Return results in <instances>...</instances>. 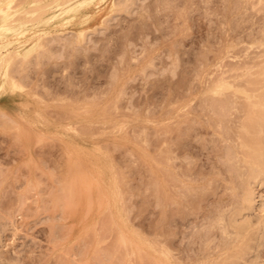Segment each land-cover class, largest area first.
I'll use <instances>...</instances> for the list:
<instances>
[{
    "label": "rangeland",
    "instance_id": "obj_1",
    "mask_svg": "<svg viewBox=\"0 0 264 264\" xmlns=\"http://www.w3.org/2000/svg\"><path fill=\"white\" fill-rule=\"evenodd\" d=\"M134 1L79 52L57 45L54 56L68 52L28 70L41 106L30 95L0 102V264H194L202 243L223 241L216 215L239 179L215 130L226 104L211 108L208 89L225 65L258 52L250 44L264 39V20L252 15L250 26L237 0ZM42 85L69 92L57 103ZM56 103L72 117L53 113Z\"/></svg>",
    "mask_w": 264,
    "mask_h": 264
},
{
    "label": "bare ground",
    "instance_id": "obj_2",
    "mask_svg": "<svg viewBox=\"0 0 264 264\" xmlns=\"http://www.w3.org/2000/svg\"><path fill=\"white\" fill-rule=\"evenodd\" d=\"M238 1H240L239 3L242 4L241 6L244 7L242 9L246 12V15L243 14V16H246L245 20L248 19L246 21H250L251 19H253V16H255L254 17L255 19H253L254 21H252L254 25L256 23L255 21L257 20L256 17L258 15L262 16V19L264 20V0H237L236 1L237 3L235 2L236 5L238 4ZM233 2L234 0L230 1L229 3L235 4ZM134 5H135L134 0H0V102L4 100L11 101L10 99L14 97H20L23 95H26L27 97L30 95L32 96V98L33 96L38 97L37 96L38 93L37 94L34 93L36 91H33L32 90L33 88H30V86L28 88L27 85L25 86L26 84L25 78L27 77L28 72L32 69L31 67H41V66L45 67L46 64L48 65V61H51V60L53 61V57H54V60H56L57 57L60 58L66 49H68V51L70 50L71 52L75 50L78 51L79 50L78 47H81V45L85 42L86 37H88L90 33H95V31L97 32L96 29L100 28V26H102L101 28L107 25L109 26L110 23L108 24V21H112L111 18H114V15H119L123 13L128 14L130 10H133L131 8ZM239 6L240 5H238V7H236L235 5L231 6V8L233 7L232 11H235V7H236V11L239 10L237 9L239 8ZM241 6H240V10L242 12L243 10L241 9ZM240 10L237 11V13H233V14H240ZM244 11L242 13H245ZM248 12L249 14L251 12L250 16L248 15ZM242 13L240 15H242ZM231 15L232 14L230 13L229 16L231 17ZM240 15H237V16H240ZM248 17H251V19L249 20ZM122 18H125V17L122 16ZM237 20L238 19H236V21ZM252 22L250 26H253ZM228 23H232V22L229 21ZM262 26L264 27L263 24ZM106 29L104 30L106 31ZM250 30L251 29H249V31ZM260 31H262V29H260ZM263 31H264V28H263ZM248 35L253 36L254 34H252V31H251V32H248ZM252 40H255V38L254 39L252 38ZM253 43L254 44L257 43L256 46L257 45L258 46L256 49H258V52L256 50L254 51V53H252V55H250L247 52L248 53L247 56L249 55L250 56L247 58L245 57L246 60H243L244 58L242 59L243 55L242 56L239 55V59L241 61L238 60V62L237 61L236 63L234 62L235 64L231 63V66L230 64L225 65V68H221L222 72L220 74L218 73L219 77L217 76L216 82H214V84L208 89V93L211 94V98L209 100L210 103L212 102L217 103L219 102L218 100H220L221 104L222 103L226 104L225 106L221 105L222 107L219 106L220 102L218 103L219 105L216 104L219 107H221L220 110L226 109V112L229 114H226L225 111L220 112L221 114L228 115V116H224L225 119H228V120L225 121L226 125L224 123L225 125L224 127L222 122L225 119H222L220 123L219 122L220 117H221L220 115L219 119L217 118L218 123L217 122H216L217 124L215 123L216 124L215 127L217 128V129L215 128V130H218L217 131L218 133H220V131H223L222 134L220 135L224 136V137L222 136L224 139H222V137L221 139L222 141L224 140L223 142H226V145H227L226 146L227 151L226 149H224L226 151V153L224 152V154L227 156V158H225L226 159L225 161H229L230 166L232 165L235 175L237 176V177L235 176V178L239 179V182L237 181L236 185L232 184L231 186H229L228 187L229 189L226 188L229 190V192L231 191L232 193L231 194L232 201H233V196L235 197L234 199L235 202L231 201L230 203H228L227 208H226L227 210L225 209L224 212L219 211V214L220 213L221 214L218 215V212H217L218 216L216 215V217H218L216 218L217 221L215 219V221L217 222L216 227H220L218 230L221 231V234H222V236L220 235L221 236L220 239L224 238L222 239L223 241L219 240V241H222L220 242L221 246L219 245L220 243L219 244L217 243L218 246L216 247V244H215V248L213 250L214 246L212 247L211 245H209V243L210 244L213 243L212 241L211 243L209 240L208 241L209 243L206 242V244L204 245L202 243V246L204 247L202 251L204 250L203 251L204 254L202 253L203 256L201 254L202 259L200 258V260H198L199 263L197 262L194 264H264V260H262V256H261L262 252H264V39L258 38L257 40L256 38V40L253 41L250 45H252ZM57 45L63 46L62 49L65 48L63 53L60 52L61 53L60 56H54L56 54V51L54 53V50ZM66 56L70 57L71 54L66 55ZM244 56H246V54ZM52 64H54V62ZM148 66H152L153 68L152 62ZM227 66L229 67L227 68ZM64 67L63 69L59 67L62 70L60 74L61 76L59 77L64 78V74L65 72H67L66 71L67 67L66 66ZM43 68H41L40 70H42ZM143 70H142V73H143ZM31 71H33V69ZM42 72L44 73V71H41V75H43ZM29 73L31 75L32 72H29ZM35 73H37V71ZM38 74L40 75L39 72ZM52 74H53V71H52ZM58 74H53V75L57 76ZM71 77L69 78L71 79ZM65 78L67 77L65 76ZM54 79L55 78H53L52 80ZM42 80L43 78L41 79V81ZM67 81L69 83L68 79ZM50 83L51 82H49V84ZM52 83L50 85H53L55 83L57 84V81H55L53 84ZM70 83L68 84L69 86L67 87L69 88L68 90L70 92L66 89L65 95L68 92L70 94L72 93L71 90L73 88L70 87L71 86ZM32 84L33 83L30 82L29 85H32ZM62 84L64 85V83ZM37 85L39 84H36L34 87L36 88ZM48 86L46 87L42 85L41 87H43V89L44 87H46L44 89L45 91L44 95L46 94V96H48L50 101H51V98H52V101L57 102V103L64 100V98H62L64 94L63 95L61 94L62 96H60V92L62 90H59L60 92H58L56 91L55 88H52L53 86H51V88L55 89V92H57V93H54V92L52 93L51 91L52 89L48 88ZM73 86L74 88L76 87L75 84ZM25 88L32 90L33 91L32 94H30L31 91L29 93V91H27L28 89H25ZM60 89H62V87ZM25 90L27 91V93ZM72 91H74V89ZM39 92L42 93V91H39ZM65 95L64 97L66 98ZM30 96H29V99L31 98ZM50 96H53V97H50ZM41 97H42L41 100L47 101L45 100V97L43 96V94H41ZM73 97L74 95L71 98L73 99ZM213 98L214 100L212 101L211 99ZM69 100L67 102H69ZM34 101H36L35 98H33V103ZM36 103H39V102L37 101ZM57 103L56 105L54 104L55 107L57 106ZM72 103H74V100L72 101ZM214 103L211 104V108H213L212 105H214ZM31 104L29 105L31 106ZM51 104L53 107V103ZM36 105H40V104H36ZM36 105L34 106V109L39 108V106L36 107ZM44 105L42 106L43 108H45ZM22 106L24 107L27 105L26 103H23ZM46 107H49V106H46ZM52 107L50 106V110L53 109V113L60 111L59 109H57V107L55 109L56 111ZM27 109L29 108L27 107ZM41 109L42 108L40 107V110ZM217 109L213 111L214 112H216V110L219 111V108ZM44 110L45 109H43L42 111ZM213 111H212V114H213ZM34 113H35L34 115L39 114L38 111L37 112L34 111ZM46 113H48V111H46ZM66 113H69V112H66ZM66 113H64L63 119H62L63 111H62V114L58 112V114H61V116L56 113L55 114L61 117L62 120L64 119L67 120L68 117H65L67 115ZM1 115L3 116L5 114L3 113ZM5 116H8V115L6 114ZM39 116L41 115L39 114ZM218 116L219 115L217 114V117ZM19 118L23 119L20 116ZM8 119L10 118L8 117L7 120ZM61 119L58 120L59 123L61 122ZM11 120L12 119H10V121ZM28 120L29 118L27 119V121ZM14 122L15 121L13 120L12 124H14ZM29 122L31 121L29 120ZM84 122H87V121H84ZM84 122H82V125ZM50 123L51 122H49L48 124ZM2 124H4V122H2ZM8 124H11V122H9ZM72 125L73 124H71V126ZM74 125H77V124H74ZM88 125L89 124H87V126ZM3 126L1 125L2 128H4ZM20 126H21V122H20ZM221 126L224 127L223 130ZM90 127L91 126H89V129ZM69 128L70 126H68L67 129ZM84 128L83 130L86 132V134H88L89 129L87 127H84ZM21 129H23L22 126H21ZM78 129H76L75 127L74 131L76 130V133H77ZM86 129L88 130L86 131ZM83 130H80V131H82L81 134L85 136L83 133ZM76 133H73V134L76 135ZM22 135H23L22 137L25 138V141H26L28 134L26 137H25L26 134L25 135L22 134ZM79 136L81 135L79 134ZM80 147L84 148V146H81V145ZM76 150L78 151V153L81 152L77 148ZM82 151L84 152V150ZM78 156L79 157L81 156L80 153L78 154ZM31 164H33V162ZM92 172L96 174L94 170ZM99 175L100 177L102 176L101 173L98 174V176ZM108 189L110 190L111 188L108 187ZM188 189H186L187 193H189ZM109 194L111 195V193ZM229 204H231V206ZM213 224L215 225V223ZM210 246L212 247V250L210 249Z\"/></svg>",
    "mask_w": 264,
    "mask_h": 264
}]
</instances>
